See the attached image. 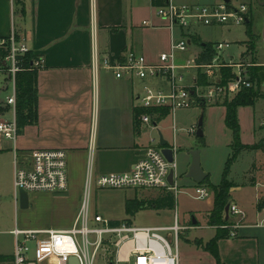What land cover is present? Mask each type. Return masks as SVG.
Listing matches in <instances>:
<instances>
[{"label": "crops", "instance_id": "1", "mask_svg": "<svg viewBox=\"0 0 264 264\" xmlns=\"http://www.w3.org/2000/svg\"><path fill=\"white\" fill-rule=\"evenodd\" d=\"M144 20L150 21L152 25H143ZM13 28L19 36L27 39L34 55L41 56L45 60L44 67L37 70L38 122L25 125L22 130L19 128L18 151L28 153L40 149L66 150L69 188L66 192L50 193H53V197H75L72 200L73 210L68 213L64 221L52 219L51 226L36 228L19 227L17 221L15 228L24 230L72 228L77 216L76 208L85 190L88 176L91 174L96 178L103 174L131 170L143 156L145 149L153 142L159 143L161 137L168 140L176 150L175 185L185 189L190 185L200 184L211 189L209 182H213L210 179L209 182L206 181L209 173L204 167L202 168V165L201 168L206 174L203 182L197 183L192 178L186 177L193 162L192 152L200 147L191 145L188 139L184 143L187 145L183 147L184 136L177 135V132L186 134L187 131L184 125L181 127L177 125L178 110L175 114L169 111L161 118L152 115V125L143 123L141 114L137 115V109L142 108L138 95L142 92L143 82L117 78L111 70L104 68L95 70L93 67L95 53L100 57L119 56L126 50L134 49L143 53L149 62H156L162 52L169 50L171 33L165 22L156 15L152 0H0V37L9 35ZM196 36L195 38L205 42H217L206 40L200 32ZM194 44L195 48H190L189 52H192V57L199 58L202 48L195 41L192 46ZM247 52L248 48L241 57L243 58V54ZM249 55L253 60V52ZM256 62L255 64L264 66V61L257 59ZM11 95H7L6 101L0 105L7 108L6 112L12 111L15 117L16 109L7 104V99ZM216 105L226 108L224 104ZM241 108L242 106L238 109L239 117ZM5 113L0 115V119H4L2 116ZM263 120L264 114L256 126L255 114L252 116L254 135L250 140L242 138L244 144L253 145L260 142L264 144V126L260 123ZM200 124H203V119ZM257 127L263 131L259 132ZM199 130L198 127L197 135L203 139V134L199 135ZM187 135L191 137L190 134ZM232 142L233 139L230 148ZM180 148L184 151L182 155H179ZM247 154L251 158L244 171V180L236 182L232 179L231 175L234 174L232 167L229 174V180L234 186L230 189L231 197L227 205L237 204L244 214L235 215L230 211L229 214L225 212L231 225L239 221L240 226L236 229V236L222 237L218 240L219 261L223 264H264V149L243 151L232 166L240 157ZM0 167H3L6 174V177L5 174L2 177L0 173V206H4L5 194L10 197V201H6L18 215L21 207L20 192L17 195L14 187L15 150L10 140L0 139ZM95 188L98 191L115 192V194H120L121 190L134 189ZM152 191L158 192L155 196L147 198H156L165 190ZM211 191L209 209L205 211L190 209V218L182 222L175 192L174 208H145L132 215L127 212L126 204L128 200L136 197H128L124 202L127 215L119 218L107 216V218L112 222H129L137 227H169L175 224L177 218L179 225L184 227L180 238L192 244L193 252L196 253L194 263L185 260L184 264H216V257L197 245V240L205 243L218 232L219 227L212 224L209 218L214 206V193L212 189ZM41 193H28L29 205ZM110 196L113 198V194ZM142 210L154 213L155 220L149 224L135 225L133 218ZM95 213L102 214L98 210ZM172 215H174V223L171 224ZM15 228L2 230L4 234L12 236V247L11 251H4L0 247V255L13 257L15 237L12 231ZM204 229L213 230L208 238L202 235L190 238L191 230ZM162 232H166V235L162 234L172 239V232ZM0 264H12V260L2 259Z\"/></svg>", "mask_w": 264, "mask_h": 264}, {"label": "built area", "instance_id": "2", "mask_svg": "<svg viewBox=\"0 0 264 264\" xmlns=\"http://www.w3.org/2000/svg\"><path fill=\"white\" fill-rule=\"evenodd\" d=\"M156 15L165 22L171 33L170 47L162 52L158 61L149 62L146 56L134 49L126 50L119 56L94 54L95 70H111L117 78H129L143 82L138 95L142 108H168L175 114L179 109L195 106L224 104L244 89L255 86L249 68L258 64L241 60L234 61L224 53L231 47L227 41L214 42L216 54L210 63L198 62V57L188 58L179 64V53L189 52L193 37L201 26L241 25L250 22V8L246 0H152ZM249 20V22H247ZM143 25L151 26L148 20ZM32 52L26 38L13 28L9 35L0 37V72H6L12 80L13 92L7 104L16 109L17 75L19 72L39 70L45 65L41 56H34L26 67L23 57ZM230 68L226 76L223 69ZM195 69L196 74L188 80L182 70ZM200 71L207 77V84L199 83ZM187 79V80H186ZM264 92V81L261 86ZM143 123L152 125L149 113H142ZM264 126V120L261 122ZM191 133L195 128L190 129ZM19 125L14 119H0V139L10 140L15 150V192H66L69 188L68 153L64 149H40L20 153L17 148ZM175 160L170 162L162 152L159 143H151L133 168L123 173L103 174L94 178L91 174L86 181L87 197L82 203L74 226L67 230L44 229L24 230L15 228V248L12 264H69L75 256L80 264H94L97 255L103 252L106 264H181L179 252L180 226L137 227L129 222L113 224L102 214H90L89 196L93 187L99 189H142L184 192L195 199L211 196L212 191L204 185L194 186L192 192L170 184L169 175L175 170ZM175 181V175H174ZM229 211L243 215L237 204H231ZM238 221L234 225H223L230 230V236L237 235ZM162 231L173 233L172 239ZM93 236L90 240L89 237Z\"/></svg>", "mask_w": 264, "mask_h": 264}, {"label": "rangeland", "instance_id": "3", "mask_svg": "<svg viewBox=\"0 0 264 264\" xmlns=\"http://www.w3.org/2000/svg\"><path fill=\"white\" fill-rule=\"evenodd\" d=\"M208 1V0H205ZM216 1V0H213ZM249 3L250 8V23H244L241 25H220V26H201L198 28V32L201 33L203 38L206 40L213 41H227L231 43V47L225 51L224 55L227 58L232 56L234 61L239 62L242 59L246 62L253 61H264V0H246ZM248 30L254 34V44L255 49L253 57L256 60L250 59V37L248 36ZM246 44V45H245ZM195 48V44L191 47ZM248 48V56L242 53ZM191 51V49H190ZM194 53V52H193ZM192 52L179 53L177 62L180 64L186 63L188 58H191ZM258 66V65H256ZM254 68V67H253ZM258 68V67H256ZM185 73L186 83L191 84L189 78L196 74L195 69H185L182 70ZM139 87H137V90ZM12 80L6 72H0V103L6 101V97L12 94ZM6 108V107H5ZM6 110V109H5ZM5 110H0V115L5 113ZM255 114L256 126H258L259 120L264 114V98L258 100L254 106H242L240 109V134L241 139L250 140L254 135V127L252 123V116ZM226 108L220 105H207L206 107L195 106L190 109H180L176 112L177 125L181 127L184 125L186 127L187 133L177 132V135L184 136L186 143L187 139L191 145H198L197 148L200 152L201 165L202 168L207 170L209 173V179L215 184H219L223 178V172L228 158L231 155L230 143L233 139V132L226 124ZM4 119H14L13 112L8 111L2 116ZM201 119H203V124L201 125ZM242 119V120H241ZM242 122V123H241ZM261 123V122H260ZM200 124V125H198ZM194 126L195 132L191 133L188 129ZM198 127L203 130V139L197 135ZM259 128L257 127V130ZM263 130L259 129V132ZM264 133V132H263ZM190 134L191 137H188ZM193 136V137H192ZM184 144L183 147H185ZM185 149V148H184ZM186 150V149H185ZM183 148L179 149V155L183 154ZM251 158L250 155H244L232 166L234 174L231 175L232 179L236 182L244 180V171L247 169L248 161ZM0 173L4 177V169L0 167ZM6 177V174H5ZM194 186L185 187L184 190L192 192ZM181 190L180 188H178ZM158 191L152 190H142V189H131V190H121L120 194H115V192L109 191H98L93 187L90 191L89 203H90V214L91 217L94 215L96 210L102 214L112 217L119 218L121 216H126L124 202L128 197L136 198H147L149 196H155ZM53 193L42 192L39 197L31 201L28 208H19V214L16 215L15 209L11 207L9 196L4 194V206H0V247L4 251H11L12 247V236L4 234L3 229L15 228L16 222L19 221V227H48L51 226L52 219H60L64 221L65 217L68 215L72 208V200L75 198L72 196L67 197H53ZM113 194V198H111ZM177 209L179 210L180 221L188 220L191 216V210L205 211L210 207L211 196L204 199H195L191 197L188 193L177 192ZM31 195V194H30ZM87 197L86 190L80 196L79 204L76 208V213L81 209L82 203ZM7 200V201H6ZM76 216V215H75ZM61 217V218H60ZM154 217V213L149 210H142L138 212L133 218V223L135 225H145L151 223ZM73 223V222H72ZM174 223V215L171 217V224ZM213 230H191L190 238L202 235L204 238H208ZM166 235V232H162ZM209 235V236H208ZM90 240L93 239L91 235ZM192 244L179 238V252H180V262L184 264V261L195 262L196 253L193 252ZM94 264H106L103 257V252H100Z\"/></svg>", "mask_w": 264, "mask_h": 264}, {"label": "trees", "instance_id": "4", "mask_svg": "<svg viewBox=\"0 0 264 264\" xmlns=\"http://www.w3.org/2000/svg\"><path fill=\"white\" fill-rule=\"evenodd\" d=\"M251 22V19H250ZM249 22V23H250ZM248 36L250 37V51L255 49V44L253 41L254 34L248 30ZM197 37V36H195ZM193 37V41L197 42L201 48L202 52L198 58L200 63H210L212 62L216 51L214 48V43L202 41L200 38ZM34 53L30 52L23 57L24 64L26 67L31 65L34 58ZM256 60V59H254ZM254 63H257L256 61ZM254 67V68H253ZM258 67V68H256ZM252 79L255 80V86L250 89H244L239 92L235 97L226 101L224 105L226 106V124L233 132V142L231 144L232 154L228 158L224 172L223 178L220 184L215 185L209 182V176L206 179L214 193V206L209 214L210 222L217 225V234L208 240L203 242L202 240H197V245L203 250L210 252L216 257V264H223L219 261L218 256V240L222 237H230V230L228 228H222L223 225H230L231 221L226 218L225 210L227 204L229 203L231 194L230 189L234 184L229 180V174L233 163L237 160L239 155L243 151H253L258 149H264V144L262 142L249 145L244 144L241 140V128L238 118V109L241 106H254L256 102L264 97V92L261 90L262 83L264 81V66H252L249 68ZM226 76L231 75V69H223ZM199 83L207 84V77L200 71L199 73ZM38 86H37V71L25 69L18 73L17 75V105H16V118L20 130L25 125L36 124L38 122ZM6 109V110H5ZM0 110L7 111V108L0 105ZM168 108H138L137 115L142 113H149L151 115H156V117L161 118L169 113ZM176 205V196L172 191H164L156 198H135L133 200L127 201V212L129 214H135L137 211L145 208H174ZM113 224H119L121 222H112ZM13 260L11 256L0 255V260Z\"/></svg>", "mask_w": 264, "mask_h": 264}, {"label": "water", "instance_id": "5", "mask_svg": "<svg viewBox=\"0 0 264 264\" xmlns=\"http://www.w3.org/2000/svg\"><path fill=\"white\" fill-rule=\"evenodd\" d=\"M249 22V20L247 21ZM264 36V34H263ZM202 129L199 130V135H202ZM159 145L162 146V152L167 158L168 161L173 162L175 160V154L176 150L173 146H171L165 138L161 137ZM193 155V162L190 167L189 172L186 174V177L192 178L195 182L201 183L206 177V174L203 172L201 168V158H200V152L198 150H195L192 152ZM174 175H175V170H171L170 175H169V182L170 184H175L174 181ZM20 203L21 207H28L29 205V194L25 190L20 191ZM229 208L230 205H227L226 207V212L229 214ZM69 264H80L79 259L75 256L70 258Z\"/></svg>", "mask_w": 264, "mask_h": 264}]
</instances>
